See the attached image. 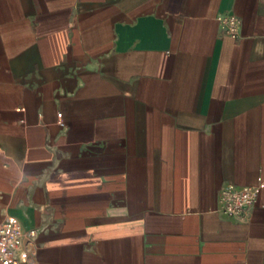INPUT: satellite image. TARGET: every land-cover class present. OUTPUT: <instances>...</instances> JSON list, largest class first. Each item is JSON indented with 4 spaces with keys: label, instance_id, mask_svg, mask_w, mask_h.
<instances>
[{
    "label": "crops",
    "instance_id": "1",
    "mask_svg": "<svg viewBox=\"0 0 264 264\" xmlns=\"http://www.w3.org/2000/svg\"><path fill=\"white\" fill-rule=\"evenodd\" d=\"M3 215L18 264H264V0H0Z\"/></svg>",
    "mask_w": 264,
    "mask_h": 264
},
{
    "label": "built area",
    "instance_id": "2",
    "mask_svg": "<svg viewBox=\"0 0 264 264\" xmlns=\"http://www.w3.org/2000/svg\"><path fill=\"white\" fill-rule=\"evenodd\" d=\"M219 29L230 37L237 35L238 19L233 15L225 14L218 19ZM56 123L63 127L61 113L55 114ZM261 186L260 179L252 186L226 185L218 191L215 211L224 217L240 220L246 210L255 201L256 194ZM35 230L23 229L20 223L9 215L0 218V264H18L19 253L30 242Z\"/></svg>",
    "mask_w": 264,
    "mask_h": 264
}]
</instances>
